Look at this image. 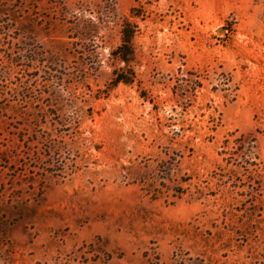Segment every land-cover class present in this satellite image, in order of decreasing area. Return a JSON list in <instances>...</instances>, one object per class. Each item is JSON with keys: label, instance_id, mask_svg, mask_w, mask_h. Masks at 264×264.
Masks as SVG:
<instances>
[{"label": "rangeland", "instance_id": "obj_1", "mask_svg": "<svg viewBox=\"0 0 264 264\" xmlns=\"http://www.w3.org/2000/svg\"><path fill=\"white\" fill-rule=\"evenodd\" d=\"M0 264H264V0H0Z\"/></svg>", "mask_w": 264, "mask_h": 264}, {"label": "trees", "instance_id": "obj_2", "mask_svg": "<svg viewBox=\"0 0 264 264\" xmlns=\"http://www.w3.org/2000/svg\"><path fill=\"white\" fill-rule=\"evenodd\" d=\"M137 32V26H135L133 23H131L128 20L124 21V24L122 26V42L119 47H117L112 55L124 62L127 66L134 60V48H133V39L135 37V34ZM135 74L133 71H130V73L124 72L123 70H118L114 72V77L112 84L113 86L117 87L119 84H127L132 85L135 82ZM226 84V83H225ZM232 136V135H231ZM235 146L232 147L235 151L230 152L228 151V148H230L231 140L226 139L223 152L224 154H230V155H239L243 158H247L246 162L250 167H252L253 171L257 172V164L253 161L252 156L254 154V143L256 142V139H252L251 141H247V139L244 136H241L240 138L236 139ZM227 149V150H226ZM247 149V150H245ZM243 152V155H241V152ZM238 152V153H237Z\"/></svg>", "mask_w": 264, "mask_h": 264}]
</instances>
